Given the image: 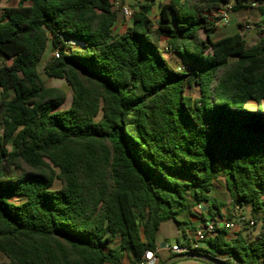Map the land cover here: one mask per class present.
Listing matches in <instances>:
<instances>
[{
	"label": "trees",
	"instance_id": "16d2710c",
	"mask_svg": "<svg viewBox=\"0 0 264 264\" xmlns=\"http://www.w3.org/2000/svg\"><path fill=\"white\" fill-rule=\"evenodd\" d=\"M145 2L121 34L112 0L0 6V264H139L169 221L188 245L224 218L221 177L260 228L220 227L201 251L264 264V30L249 48L241 32L214 40L209 18L229 3L264 15V0H164L158 20ZM43 75L72 91L68 109Z\"/></svg>",
	"mask_w": 264,
	"mask_h": 264
},
{
	"label": "rangeland",
	"instance_id": "374dc122",
	"mask_svg": "<svg viewBox=\"0 0 264 264\" xmlns=\"http://www.w3.org/2000/svg\"><path fill=\"white\" fill-rule=\"evenodd\" d=\"M114 4L116 5H130L131 8L134 10L136 6L140 5L136 0H113ZM19 3V0H1L0 2V6L1 7H12V6H16ZM146 3V2H145ZM144 3V4H145ZM164 3V0H155V6L152 10V12L150 13L151 17L154 20H158L159 18V14H158V10L161 9L162 4ZM116 5V6H117ZM115 10L118 11L119 14V19L118 22L116 23V25L118 26V28H114V31L116 33H124L126 31V29L128 28V26L131 25V21L126 20L120 9L117 7H114ZM231 23L229 26L224 27V28H219L216 32H214L212 34V38L214 40L220 39L222 37L228 36V35H232L235 32H241L245 35L246 41H247V45L249 48L255 46L258 41L260 40V38L263 35V28L259 27V25L264 26V19H263V15L259 10V6L257 3H253V4H248L247 7H242L239 8L235 11H233L231 14ZM244 22V23H249L250 25H252L253 29L251 31L248 32H243L242 31V27L240 26V23ZM116 26V27H117ZM202 37L205 38V35L202 34ZM80 49V48H77ZM75 49V50H77ZM50 52V49L48 50L47 54L45 55L43 62H45L46 58L48 57ZM164 56L168 59L169 63L171 66L177 67L180 64H185V61L182 60L180 57H178L176 54L174 53H170L169 54H164ZM43 73V72H42ZM44 76V75H43ZM44 80L46 82L47 85L49 86H63L64 88L67 89L68 91V100L67 102L61 106L60 108H58V111H63L66 110L70 107L71 104V96H72V91L67 88L62 81H57L54 79H49L46 78L44 76ZM188 94H191V92L188 90L187 91ZM194 92V91H193ZM192 92V93H193ZM264 106V103H263ZM255 107V106H254ZM249 110L256 112L257 110H255L254 108H249ZM0 131H2L1 127H0ZM9 148L12 149V146L9 145ZM224 177H221L219 179V181H216L214 186H213V195L214 192H216V196L218 197V199L222 202H224L225 206L222 207L223 208V212L222 215L224 216V218H222V220L218 217V220L221 221H232L236 224L239 225L238 231L236 232H232V236L234 235V233H239L241 231H244V229H247L245 234L248 235L249 233L253 235L257 234V232L259 231L260 226L257 225L255 228L250 227V226H246V225H241V217L245 216L248 219L253 220L255 218V216L252 215L251 213V206L249 204H244L243 206L241 205H235L230 197V193L226 187V184L224 182ZM211 194V195H212ZM233 206L236 207V209L238 211H236ZM174 222L173 221H169L167 223H164L161 227V230L159 232L160 236H165L169 242L173 244L176 243V237L174 235ZM181 234V233H180ZM192 234V233H189ZM118 242H115L113 245H117ZM167 254L166 252H162L161 254H159V259L161 258L162 260H164ZM3 259H5V257L0 258V261H2ZM169 261V260H168ZM193 261V262H192ZM189 262H192L194 264H206L204 261H200L197 259H186V260H182L179 262H175L178 264H189ZM126 264H129V262L126 260L125 262Z\"/></svg>",
	"mask_w": 264,
	"mask_h": 264
},
{
	"label": "built area",
	"instance_id": "2783aa9c",
	"mask_svg": "<svg viewBox=\"0 0 264 264\" xmlns=\"http://www.w3.org/2000/svg\"><path fill=\"white\" fill-rule=\"evenodd\" d=\"M139 4L145 3L146 0H136ZM117 5V4H116ZM114 4V7L120 9L123 17L130 21L132 20L134 10L131 8L130 5H117ZM234 11L233 3L223 4L218 9L214 10L212 13L209 14L210 20L214 23V25L218 28H224L230 25L231 23V16L230 14ZM253 29L252 25L246 23L242 26L243 32H248ZM68 44L71 46H82L81 43L76 41H69ZM54 57L59 58L60 52H54ZM222 220V219H221ZM210 221L206 225L199 227L198 230L195 231L192 238L189 239L188 245H180L175 243L173 245H165V249L170 251L174 255H181L185 253H203L201 250L206 248V242L217 233V230L220 227H226L229 232H236L238 231L239 225L232 222V221ZM241 225L246 226H253L254 220L248 219L245 216H242ZM160 248L156 251H147L143 259L140 261L139 264H160L159 253Z\"/></svg>",
	"mask_w": 264,
	"mask_h": 264
},
{
	"label": "crops",
	"instance_id": "0c3cea01",
	"mask_svg": "<svg viewBox=\"0 0 264 264\" xmlns=\"http://www.w3.org/2000/svg\"><path fill=\"white\" fill-rule=\"evenodd\" d=\"M131 1V0H130ZM112 2L114 3V1L112 0ZM263 19H264V15H263ZM117 25L115 24L114 27H113V32L114 34H118L114 31V28H118V26L116 27ZM121 34V32L119 33ZM182 65V64H180ZM179 66V65H178ZM212 197H215L218 199V197L216 196V192H214V195L212 194L211 195ZM210 207V203H207V204H203V205H200L198 207H196L193 212L195 215L197 216H201V215H208V208ZM233 208L235 209L236 207L233 206ZM239 210V209H238ZM221 212H223V208L221 209ZM192 219V221L194 222H197L199 219L197 217H190ZM218 218V217H217ZM220 218V217H219ZM174 224V235L176 237V239L178 237H180V231L178 230V227L176 225V223H173ZM203 226V224L200 225V227ZM161 230V229H160ZM158 240H159V243H160V252L158 254H161L162 252H166V258L164 260H162L160 258V264H166L168 260L171 259V257L174 255L172 254L170 251H168L167 249H165V245H172L171 242H169V240L165 237V236H160L158 235ZM177 241V240H176ZM177 243V242H176ZM3 258L5 257L2 253H0V258ZM3 262H7V258L5 257V259L2 260ZM129 262V261H128ZM193 262V261H192ZM192 262H189V264H194ZM126 264V263H125ZM130 264V263H129ZM173 264H178V263H173Z\"/></svg>",
	"mask_w": 264,
	"mask_h": 264
},
{
	"label": "water",
	"instance_id": "95a60500",
	"mask_svg": "<svg viewBox=\"0 0 264 264\" xmlns=\"http://www.w3.org/2000/svg\"><path fill=\"white\" fill-rule=\"evenodd\" d=\"M186 259H197V260L204 261L210 264H227L223 260L217 257H214L212 255L203 254V253H185L181 255H176L172 257L169 261H167L166 264H173L175 262H179V261L186 260Z\"/></svg>",
	"mask_w": 264,
	"mask_h": 264
}]
</instances>
